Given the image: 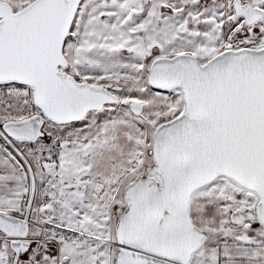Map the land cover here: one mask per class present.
Here are the masks:
<instances>
[{
	"label": "snow or ice",
	"instance_id": "snow-or-ice-1",
	"mask_svg": "<svg viewBox=\"0 0 264 264\" xmlns=\"http://www.w3.org/2000/svg\"><path fill=\"white\" fill-rule=\"evenodd\" d=\"M0 264H264V0H0Z\"/></svg>",
	"mask_w": 264,
	"mask_h": 264
}]
</instances>
